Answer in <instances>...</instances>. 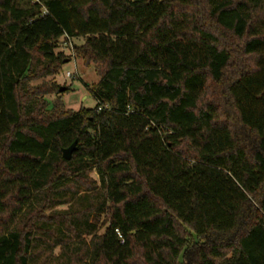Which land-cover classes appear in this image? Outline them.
Wrapping results in <instances>:
<instances>
[{
    "label": "trees",
    "instance_id": "1",
    "mask_svg": "<svg viewBox=\"0 0 264 264\" xmlns=\"http://www.w3.org/2000/svg\"><path fill=\"white\" fill-rule=\"evenodd\" d=\"M0 264H264V0H0Z\"/></svg>",
    "mask_w": 264,
    "mask_h": 264
},
{
    "label": "rangeland",
    "instance_id": "2",
    "mask_svg": "<svg viewBox=\"0 0 264 264\" xmlns=\"http://www.w3.org/2000/svg\"><path fill=\"white\" fill-rule=\"evenodd\" d=\"M79 44L80 42L77 41ZM73 44L65 45V55L68 58L62 73L55 77V81L67 92L63 93L61 99L66 111H79L82 108L92 109L97 105L96 100L89 92V87L98 84L100 77L97 75L95 65L87 66L82 59L75 57ZM68 73L72 76L69 77ZM48 79V81H51ZM48 100H55V96L49 97ZM97 178L95 174L92 175ZM65 208V207H64Z\"/></svg>",
    "mask_w": 264,
    "mask_h": 264
},
{
    "label": "water",
    "instance_id": "3",
    "mask_svg": "<svg viewBox=\"0 0 264 264\" xmlns=\"http://www.w3.org/2000/svg\"><path fill=\"white\" fill-rule=\"evenodd\" d=\"M65 88H62L61 91L63 92ZM77 142H74L69 148L63 151V157L66 159H71L73 153L77 150Z\"/></svg>",
    "mask_w": 264,
    "mask_h": 264
},
{
    "label": "built area",
    "instance_id": "4",
    "mask_svg": "<svg viewBox=\"0 0 264 264\" xmlns=\"http://www.w3.org/2000/svg\"><path fill=\"white\" fill-rule=\"evenodd\" d=\"M68 76L71 77L72 75L70 73H68ZM118 232V231H117Z\"/></svg>",
    "mask_w": 264,
    "mask_h": 264
}]
</instances>
